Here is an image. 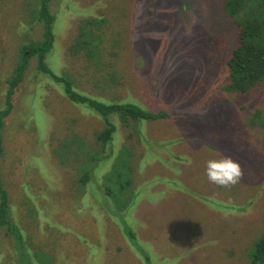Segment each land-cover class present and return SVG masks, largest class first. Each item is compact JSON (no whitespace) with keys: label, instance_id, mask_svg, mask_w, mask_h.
<instances>
[{"label":"rangeland","instance_id":"rangeland-1","mask_svg":"<svg viewBox=\"0 0 264 264\" xmlns=\"http://www.w3.org/2000/svg\"><path fill=\"white\" fill-rule=\"evenodd\" d=\"M41 1L0 0V264H147L127 226L151 264H252L264 238V82L229 89L240 29L226 0H52L48 73L34 57L14 90L23 49L46 39ZM79 97L172 116L102 117ZM224 156L242 169L226 188L205 175Z\"/></svg>","mask_w":264,"mask_h":264},{"label":"trees","instance_id":"trees-1","mask_svg":"<svg viewBox=\"0 0 264 264\" xmlns=\"http://www.w3.org/2000/svg\"><path fill=\"white\" fill-rule=\"evenodd\" d=\"M52 0H42L41 3V19L46 20L45 41L40 44L26 46L22 51V62L16 69L10 86L15 90L23 82L25 71L28 67L30 60L34 57L38 59L39 70L48 73V68L43 63L41 68V61L45 55L50 51L54 43V34L50 27V21L53 16L49 11V4ZM225 12L238 23L240 29L238 34L239 43L237 48L233 51L229 66V89L238 93H247L251 91L258 84L264 82V0H226L224 4ZM48 20V22H47ZM47 36V37H46ZM57 81H65L64 79L57 78ZM228 89V90H229ZM67 94L71 100L74 101L75 95L73 90L67 86ZM79 103L90 105L93 110L102 117H109L111 115H119L120 117H128L133 120H147L156 121L166 119L171 115L168 112H152L142 107L135 105L123 104H104L95 100L79 97ZM8 110L0 113V116H6ZM172 116V115H171ZM123 118V117H122ZM99 135V141L106 143L114 127L111 124ZM105 145V144H104ZM1 154V153H0ZM92 177L90 171H86L81 178V184H86ZM112 189V188H111ZM110 189V194H114L113 189ZM122 189V188H121ZM120 191V190H119ZM121 192V191H120ZM120 210L122 215L127 218L128 215H133L138 221L133 209L125 208L123 205ZM118 215L111 216V222L117 221ZM9 218V199L8 192L0 179V226L4 225ZM129 223V222H128ZM126 234L139 255L146 257L147 264L150 263L149 256L145 254L144 248L138 243L137 237L132 228L127 226ZM68 262H73L76 253H71L70 256H65ZM252 264H264V238L257 243L253 256H251ZM51 263V262H50ZM31 264V263H29Z\"/></svg>","mask_w":264,"mask_h":264},{"label":"clouds","instance_id":"clouds-1","mask_svg":"<svg viewBox=\"0 0 264 264\" xmlns=\"http://www.w3.org/2000/svg\"><path fill=\"white\" fill-rule=\"evenodd\" d=\"M205 175L210 183L226 188L240 180L242 169L237 161L230 156H224L219 160L207 161Z\"/></svg>","mask_w":264,"mask_h":264}]
</instances>
